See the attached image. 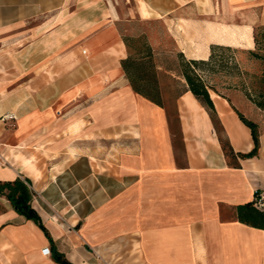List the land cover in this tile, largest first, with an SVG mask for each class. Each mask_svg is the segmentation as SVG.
<instances>
[{
	"label": "crops",
	"instance_id": "1",
	"mask_svg": "<svg viewBox=\"0 0 264 264\" xmlns=\"http://www.w3.org/2000/svg\"><path fill=\"white\" fill-rule=\"evenodd\" d=\"M134 17L161 21L185 58L207 61L217 45L254 47L264 0H135L126 15L119 0H0V181L29 186L51 237L0 194V264H63L54 252L71 264H264V228L236 215L264 190V129L236 167L219 141L253 148L234 110L253 103L206 74L217 132L185 81L177 151L163 106L120 64L118 22Z\"/></svg>",
	"mask_w": 264,
	"mask_h": 264
},
{
	"label": "rangeland",
	"instance_id": "2",
	"mask_svg": "<svg viewBox=\"0 0 264 264\" xmlns=\"http://www.w3.org/2000/svg\"><path fill=\"white\" fill-rule=\"evenodd\" d=\"M119 4L124 15H126L129 9H134L135 0H119ZM118 23L124 36L146 35L145 33H151L154 36L155 51H153L152 58L156 66H161V69H157L161 101L175 147L177 151H182L176 102L179 95L186 89L185 79L181 74L183 57L180 55L171 35H167L161 21H143L134 17L130 21L123 20ZM258 25L261 24H255L254 28ZM262 35V30L257 27L258 42L252 49L223 47L215 51L212 62L203 66L214 71L207 75L210 87L226 89L233 97L236 94L241 100H249L253 103L252 107H247L236 101L239 111L247 118L255 121L259 130L264 129V108H259L253 100L262 101V94L264 93V64L261 59L255 56V53L264 54ZM165 70H169V73H166ZM218 127L220 129L219 125ZM220 133L225 140L223 132Z\"/></svg>",
	"mask_w": 264,
	"mask_h": 264
},
{
	"label": "trees",
	"instance_id": "3",
	"mask_svg": "<svg viewBox=\"0 0 264 264\" xmlns=\"http://www.w3.org/2000/svg\"><path fill=\"white\" fill-rule=\"evenodd\" d=\"M259 27L262 32V42L264 46V24L258 25L253 30V37L255 44L257 41L256 28ZM126 44L128 54L121 59L120 64L125 72L131 87L143 97L152 101L153 103L163 106L161 101V93L158 86L157 66L153 61V51L146 35L138 36H123ZM227 46L217 45L212 48L211 57L209 60L201 59H187L182 53L183 64L181 66V74L187 83V89L206 107L210 118L218 132V120L213 101L209 95L207 83L204 76L210 71L203 66L212 62L215 57V51ZM253 51V50H251ZM255 53V52H254ZM255 56L262 60L264 64V54L255 53ZM262 101L253 100L259 107L264 108V93ZM239 119L250 129L251 136L254 142L253 148L246 153L236 154L227 139H223L219 135V141L223 152L227 158L228 164L231 166H238L237 157L245 158L257 154L259 147V129L258 124L247 118L242 112L234 108ZM0 194H4L10 201L13 209L19 214L25 216L27 219L33 220L51 240V237L44 227L41 218L37 211L31 206L32 190L27 184L19 178L13 181H0ZM237 218L247 224L256 227L264 228V211L257 209L253 202L241 204L236 206ZM53 259L63 264H71L63 254L58 252L53 253Z\"/></svg>",
	"mask_w": 264,
	"mask_h": 264
},
{
	"label": "built area",
	"instance_id": "4",
	"mask_svg": "<svg viewBox=\"0 0 264 264\" xmlns=\"http://www.w3.org/2000/svg\"><path fill=\"white\" fill-rule=\"evenodd\" d=\"M252 202L257 209L264 211V190L257 191Z\"/></svg>",
	"mask_w": 264,
	"mask_h": 264
}]
</instances>
